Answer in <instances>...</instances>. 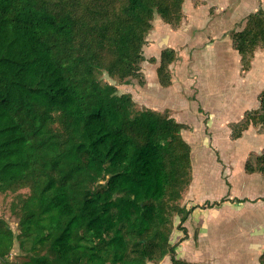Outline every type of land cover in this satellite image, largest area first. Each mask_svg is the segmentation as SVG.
<instances>
[{
  "label": "trees",
  "instance_id": "16d2710c",
  "mask_svg": "<svg viewBox=\"0 0 264 264\" xmlns=\"http://www.w3.org/2000/svg\"><path fill=\"white\" fill-rule=\"evenodd\" d=\"M184 2L0 0V194L14 193L18 222L16 231L0 216V264H147L167 255L188 264L171 243L174 218L184 229L192 210L181 203L193 180L186 125L168 109L138 108L101 79L143 85L154 15L179 27ZM231 38L248 71L264 47V7ZM177 59L171 47L149 58L162 87L173 84ZM257 125L264 88L231 138ZM245 170L264 175V151Z\"/></svg>",
  "mask_w": 264,
  "mask_h": 264
},
{
  "label": "rangeland",
  "instance_id": "374dc122",
  "mask_svg": "<svg viewBox=\"0 0 264 264\" xmlns=\"http://www.w3.org/2000/svg\"><path fill=\"white\" fill-rule=\"evenodd\" d=\"M262 7L264 0H185L184 18L179 27L166 23L158 13L154 15L155 36L150 39L148 36V42L144 46V55L147 59L142 65L145 79L143 85L137 78L122 82L110 77L106 72L101 75L103 81L116 85L120 93H131L138 108L157 107L160 110L169 108L174 117L177 114V119L187 124L184 136L194 147L195 167L205 165L202 174L198 173L202 180L201 192L195 191L192 194L198 201L220 199L231 191L225 170L222 173L224 178L220 175L223 160L226 165L233 168L232 177L236 186L232 193L235 190V193H240L237 189L242 187L239 183L241 176L242 178L247 176L243 154L250 144L246 146L241 141L225 143L224 140L213 137L210 128L206 126L210 112L204 103L212 102L211 99L215 98L213 104L216 106L221 102L219 105H222L225 99L226 106L217 105L216 108L227 109V113H235L245 108L256 109L259 106L254 105L256 102L259 103V94L264 88V47L255 52L251 68L242 71L240 55L232 46L231 34L243 29L247 15ZM162 26L168 28L167 32L161 29ZM167 47L176 49L178 59L171 65L173 84L164 88L157 79V64L151 63L149 58L151 56L158 58L163 48ZM244 100L245 104L239 107L240 101ZM255 128L258 132H264L263 126L257 125ZM257 140L252 141L250 145L253 149L249 155L251 160H255L257 156L255 151L259 149V143L263 142L264 138L260 137ZM251 190H254V186ZM251 190L246 191L251 193ZM13 198L14 193L0 194V216L8 220L17 231V219L10 211ZM181 203L183 204V201ZM177 219L176 216L175 228ZM17 252L16 248L10 260L17 258ZM203 252L206 254L207 251ZM238 253L237 246H233L231 255L239 257ZM223 254H225L223 250L222 253H218L220 256ZM225 260L223 257L217 264H231L224 263ZM250 261L258 263L255 255Z\"/></svg>",
  "mask_w": 264,
  "mask_h": 264
},
{
  "label": "crops",
  "instance_id": "0c3cea01",
  "mask_svg": "<svg viewBox=\"0 0 264 264\" xmlns=\"http://www.w3.org/2000/svg\"><path fill=\"white\" fill-rule=\"evenodd\" d=\"M161 29L167 32L168 28L162 26ZM155 32L156 30H154L153 27L148 34L149 39L155 36ZM160 39L159 37V40ZM145 61H143L142 65ZM211 100L212 102H206L204 105L210 112V117L207 118L206 126L210 128V134H212L213 137L219 138V140L222 139L225 143L241 141L246 146H248V144L252 145V141H258L257 139L260 137L264 138V132H258L255 126H250L240 138L232 139L231 124L239 121L243 117L244 112L250 108H245L235 113H227V109L216 108L217 105L219 107H225V99H223L222 105H219L221 102H218L216 106L213 104L215 98ZM245 101L246 100L240 101L241 103H239L238 106H243ZM257 105H259V103L256 102L254 106L256 107ZM153 108L163 111L157 107ZM166 109L172 111L169 108ZM172 116L174 117L173 114ZM175 117L174 118L179 121L177 119V114ZM185 125V128H187L186 123ZM185 128L182 130L183 136ZM190 145L192 147L193 180L182 200V205L192 210L183 223L184 229L176 227L171 234V243L176 246V258L185 260L188 264H217V261L222 260L223 257L226 259L224 263L261 264L260 256L264 250V175L256 172L248 173L245 170L247 176L243 178L241 176L239 183L242 187L241 189H237L240 193H235L236 190L232 193L231 191H234V186H236L233 183V168L231 165H226L221 158L223 160V165L220 163V175L224 178L222 173L225 170V175L228 176L227 182L228 186H230L229 190L231 191L220 199L207 201H203V199L198 201L193 198L194 195L192 194H194L195 191L198 193L201 192L200 185L202 184V180L199 174H202V170H205V165L202 167L201 165L197 168L195 167L194 147L192 144ZM250 145L244 150V169L246 160L253 152ZM263 151L264 141L259 143V149L255 151V153L258 155ZM242 175L244 174L242 173ZM252 186H254V190H251ZM246 190H251V193H248ZM177 217L176 223L178 225L180 223V216ZM205 246H207L206 249ZM233 246H237L240 258L235 257V254L231 255V248ZM222 250L225 254H223V256L218 255V253H222ZM203 251H207L206 254H204ZM217 251L219 252L217 253ZM254 255L258 263L250 261ZM147 264H172V258L170 255H167L160 262H148Z\"/></svg>",
  "mask_w": 264,
  "mask_h": 264
}]
</instances>
